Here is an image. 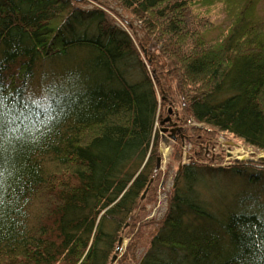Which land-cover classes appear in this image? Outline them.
Masks as SVG:
<instances>
[{
  "label": "trees",
  "instance_id": "16d2710c",
  "mask_svg": "<svg viewBox=\"0 0 264 264\" xmlns=\"http://www.w3.org/2000/svg\"><path fill=\"white\" fill-rule=\"evenodd\" d=\"M72 49L86 56L41 85ZM176 100L197 158L226 133L264 149V0H0V264H109L128 225L132 259L161 175L156 115ZM193 164L138 264H264V213L209 212ZM246 166L257 181L264 158Z\"/></svg>",
  "mask_w": 264,
  "mask_h": 264
},
{
  "label": "rangeland",
  "instance_id": "374dc122",
  "mask_svg": "<svg viewBox=\"0 0 264 264\" xmlns=\"http://www.w3.org/2000/svg\"><path fill=\"white\" fill-rule=\"evenodd\" d=\"M91 5L92 4H85L80 6L89 8ZM111 6H113V4ZM116 9L122 16L126 17V14H124L120 8ZM217 12V10H214L211 18H215L219 21L223 15L217 14ZM116 23L124 28L123 23L119 19L116 20ZM77 31L80 34H83L84 31L90 34L94 33L93 28H91V26L88 27L86 24H82L78 27ZM84 56H86L84 49H72L67 56H60L48 60L41 65L38 74L36 75V79L38 81H44L40 82L41 85H44L48 81H60V75L62 74L63 68L67 64H73ZM131 69L135 70V68ZM136 69L139 70L138 67ZM137 77L138 71L136 72V78ZM33 89L39 91L40 88L35 85V88L33 87ZM169 108L171 109V119L173 122L175 121L178 126V130L174 133V138L170 137L168 133L161 131L160 127H163V125H159V119L167 116ZM181 115L182 109L177 100L172 106L166 105L161 108L159 107L155 126L159 133L158 141L159 152L161 155V175L155 183L153 199L145 204V213L137 223V226L139 225L143 236L145 237L144 244H140L132 259L129 254L125 253L132 238L128 225L126 228L120 230L118 237L122 236L121 250L117 254L115 261L110 263L109 260V264H138L147 246L146 241L148 240V233L153 230L156 226L155 222L161 220L166 211L167 200L173 191L174 178L179 164H188L191 160H194L195 162V164H193L195 168L192 169L191 174V177L193 178L194 176L193 179L195 180L191 185L194 186L199 200L203 201V205L204 203L208 205L209 212L215 211L217 213L218 211H224L225 209L245 208L249 211L264 213V169H262L260 173L261 178L253 182L250 180L249 174H256V168L246 166L245 168L247 169L241 173L234 170L241 165L242 160L255 161L259 158H264V155L261 153V150L264 149L250 147L239 142L230 133H226V135H217L209 140L210 143L208 147H206L205 153L203 156H200V158H197L195 154L193 155V151L190 149V143L188 141V137L191 136L193 130H191L188 125L181 124ZM194 123L195 122H192L190 125ZM178 135L182 140L181 159L179 161L173 159V147L177 140L176 136ZM229 144H233L234 146L229 149ZM236 155L239 156V158L235 157ZM208 156L211 157L213 161L209 162ZM219 166H221L220 168L222 169H218ZM231 168L234 171H231ZM182 184L185 185L184 182H182ZM148 192L146 196L148 195ZM146 196L141 202L145 200ZM137 226L135 230H137ZM116 244L117 241L115 246ZM113 253L114 251L110 254V258Z\"/></svg>",
  "mask_w": 264,
  "mask_h": 264
},
{
  "label": "water",
  "instance_id": "95a60500",
  "mask_svg": "<svg viewBox=\"0 0 264 264\" xmlns=\"http://www.w3.org/2000/svg\"><path fill=\"white\" fill-rule=\"evenodd\" d=\"M168 112L170 113L171 112V109L169 108ZM166 121H169L172 125H175L176 123H172L171 121V117L170 116H166L165 118H163L161 121H160V125H163ZM161 131L163 132H167L168 131V128L167 127H160ZM170 137H173L174 138V132L171 130L170 132ZM160 159H158L159 161ZM181 168V164H179V169ZM152 179L150 180V182L147 184L146 188L144 189L143 193L141 194V197L140 199H143L146 195V192L148 191L149 189V186H150V183H151ZM128 223L126 222L125 223V226L127 225ZM123 231V230H122ZM121 245H122V236L118 237V240H117V244L115 246V249H114V253L112 254L111 258H110V263H113L117 257V254L120 252V249H121Z\"/></svg>",
  "mask_w": 264,
  "mask_h": 264
},
{
  "label": "flooded vegetation",
  "instance_id": "af4514ba",
  "mask_svg": "<svg viewBox=\"0 0 264 264\" xmlns=\"http://www.w3.org/2000/svg\"><path fill=\"white\" fill-rule=\"evenodd\" d=\"M166 126H168V128L170 129V130H174V131H177L178 129H177V125L176 126H172L171 127V125H170V122L169 123H164Z\"/></svg>",
  "mask_w": 264,
  "mask_h": 264
},
{
  "label": "bare ground",
  "instance_id": "6f19581e",
  "mask_svg": "<svg viewBox=\"0 0 264 264\" xmlns=\"http://www.w3.org/2000/svg\"><path fill=\"white\" fill-rule=\"evenodd\" d=\"M261 153L264 155V150H262ZM146 193H147V192H146ZM252 212H255V211H252Z\"/></svg>",
  "mask_w": 264,
  "mask_h": 264
}]
</instances>
